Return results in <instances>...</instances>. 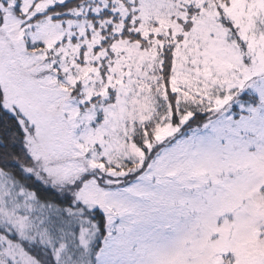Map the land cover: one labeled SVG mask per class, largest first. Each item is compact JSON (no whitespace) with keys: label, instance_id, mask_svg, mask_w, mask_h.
I'll return each instance as SVG.
<instances>
[{"label":"snow or ice","instance_id":"6c2138e0","mask_svg":"<svg viewBox=\"0 0 264 264\" xmlns=\"http://www.w3.org/2000/svg\"><path fill=\"white\" fill-rule=\"evenodd\" d=\"M0 264H264V0H0Z\"/></svg>","mask_w":264,"mask_h":264}]
</instances>
